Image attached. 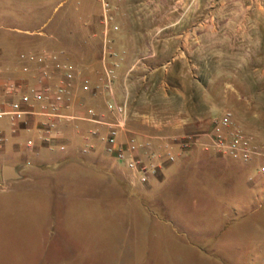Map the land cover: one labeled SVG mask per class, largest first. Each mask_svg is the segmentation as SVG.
<instances>
[{"label": "rangeland", "instance_id": "1", "mask_svg": "<svg viewBox=\"0 0 264 264\" xmlns=\"http://www.w3.org/2000/svg\"><path fill=\"white\" fill-rule=\"evenodd\" d=\"M98 4L97 0H0V64L12 69L21 66L22 56H36L44 51L61 53L62 61L87 77L93 88L102 72L104 30ZM261 4L264 5V1ZM258 31L256 35L237 37L233 45L236 60H245L249 49L252 61H264V29ZM180 86L176 83L134 84L136 92L145 100L130 117L141 126L144 121L150 129L147 134L154 136V146L150 148L145 144L144 147L153 152L149 154L155 155L156 164L168 163L169 145L209 132L226 111L233 115V129L242 131L259 147H264V83L260 84L259 98L213 99L210 114L204 116L164 111L165 107L178 103L170 96L174 87ZM101 92L98 90L96 94ZM195 102L201 106L202 100ZM180 120V127H175ZM19 154L22 161L9 163L19 173L28 175L24 165L30 164L29 170H34L37 164L25 161L31 153L25 152L24 147ZM207 154L182 166L163 168V181L153 182L152 188L149 184L128 187L123 171L117 167H108L107 170H114L115 177L111 179L95 168H81L76 164L66 165L63 181L54 188L36 177L5 183L1 169L9 164L5 161L8 152H0V264H43V258L53 252L73 251L72 241L76 235L89 234L94 221L106 219L164 220L173 221L179 231L182 229L179 222L192 226L187 229L225 231L219 234L221 238L209 237L197 241V245L211 255L220 256L224 264H264L263 240H260L262 232L264 234L260 222L263 210L245 218L230 210L231 203L241 200L242 203H264V176L256 174L258 164H243L228 158L215 160ZM40 166L38 168L52 170V173L58 170L55 164ZM50 188L52 193L59 191L57 200H53L56 194L51 195ZM248 189V196L238 194ZM220 205L224 206L222 210ZM159 229L140 227L141 234L152 244L158 242L153 236ZM173 239L180 248L187 247V239ZM135 260L145 261V264H198L184 257L181 251L171 249L151 252Z\"/></svg>", "mask_w": 264, "mask_h": 264}, {"label": "crops", "instance_id": "2", "mask_svg": "<svg viewBox=\"0 0 264 264\" xmlns=\"http://www.w3.org/2000/svg\"><path fill=\"white\" fill-rule=\"evenodd\" d=\"M110 1L114 20L110 27L117 25L116 31L112 28L109 31L112 49L117 54V58L111 61H117L119 64L112 97L115 102L127 99L129 108L127 132L120 136L119 141L123 142L134 136L143 146L148 144L152 148L155 143L152 141L154 136L150 137L147 134L150 129L146 127L145 122L143 121L141 126L130 117L134 109L137 107L139 109L145 100L136 92L134 87L136 83L181 84L180 87H174L170 96L178 100V103L173 104L171 108L164 106V111L169 110L175 115H208L213 99L260 97V84L264 83V61H252L249 49L246 51L245 60H236L233 45L237 37L256 35L259 28L264 29V5L261 4L264 0ZM250 40L251 37L248 42ZM16 67L8 69L4 66L6 75L27 80L29 84L34 83L33 78L21 73L20 66ZM110 99V95L104 91L91 96L81 92L77 86L74 91L72 113L84 116L86 110L93 109L106 114L109 118L106 106ZM196 99L202 100L201 106L196 105ZM181 123V120L178 121L175 127H180ZM0 126L8 138L3 150L5 153L8 152V155H5L6 163L22 161L19 152L20 148L24 147L25 152L31 153L30 158L27 157L25 161L37 164L33 167L34 170H29L30 164L26 163L23 168L28 175L25 176L11 163L6 165L13 167L19 175L20 178L15 181L36 177L44 180L49 187L57 188L63 181L61 177H64L66 165L76 164L81 168H95L103 176L111 179L115 177L113 169L117 167L123 171L128 187L130 184L132 187L139 186L119 163L105 155L100 142L94 141L95 149L89 154L80 153L82 136L90 129H97L103 133L105 131L103 127L82 121L64 124L62 126L64 138L60 143L65 145L66 151L60 153L56 146L50 147L40 141L35 121L29 120L27 125L20 126L14 135L10 134L6 120H2ZM178 143L167 147L168 152L175 156V160L166 165L164 163L159 165L155 178L149 182L151 188L153 182L163 181L161 175L163 168L182 166L190 160H200L207 154L198 146L188 151H179ZM141 153L148 157L149 153L153 152L143 147ZM207 155L212 159L221 160L213 154ZM49 164L57 165L58 170L52 173V170L38 168L39 165ZM110 166L113 169L107 170ZM55 191L52 193L50 188L51 195L56 194L52 197L53 200H57L60 195L57 189ZM245 191L240 190L238 194L248 196L249 189ZM218 207L222 210L224 206ZM259 209L263 210L260 222L264 229V203H242L241 200L239 203L230 204V210L234 213L236 211L243 218ZM179 226L182 228L180 231L174 227L173 221L96 220L89 234L75 236L72 241L73 251L53 252L48 258H43L45 260L43 264H145V261L138 262L135 259L138 256H148L151 252L170 249L174 252L181 251L184 257L194 263L197 261L198 264H224L220 256L204 251L197 245V241H204L213 236L221 238L219 234H225V231L219 233L220 231L216 232V229L208 232L187 229L192 226L183 222H179ZM140 227L160 228L158 234L153 236L158 242L155 244L148 242V237L144 233L141 234ZM165 227L170 228L167 230ZM163 228L164 230H161ZM173 238L187 239L188 248H180ZM260 240H263L264 247L263 232ZM172 241L176 245H173ZM139 253L141 255H138Z\"/></svg>", "mask_w": 264, "mask_h": 264}, {"label": "built area", "instance_id": "3", "mask_svg": "<svg viewBox=\"0 0 264 264\" xmlns=\"http://www.w3.org/2000/svg\"><path fill=\"white\" fill-rule=\"evenodd\" d=\"M100 5V20L103 26V43L101 56V75L92 88L88 78L83 77L68 62L62 61L61 53L44 51L36 56H22L21 73L33 78L34 83L16 79L6 75L5 68L0 64V122L6 120L10 134L14 135L20 126L28 121H35L39 130V139L47 146H56L60 153L66 147L61 144L62 126L70 122H87L105 131L90 129L82 136L80 153L87 155L95 149L94 141L103 145L106 156L119 163L131 176L135 184L145 186L155 178L159 165L154 162L155 155L144 157L141 153L143 145L134 136L119 141L120 136L127 132L129 108L127 99L115 102L112 97L116 70L119 68L117 54L112 49L108 32L117 27H110L113 21L110 0H97ZM56 73V74H55ZM83 93L94 96L98 90L110 95L106 106V114L93 109L86 110L84 116L72 113L74 91L76 87ZM233 115L226 111L212 124L209 132L183 138L179 142L182 152L192 146L218 158H228L243 164L257 163L256 174L264 176V147H259L254 140L240 130L233 129ZM8 143V138L0 126V152ZM147 158V159H146ZM171 153L166 154V162H174Z\"/></svg>", "mask_w": 264, "mask_h": 264}, {"label": "water", "instance_id": "4", "mask_svg": "<svg viewBox=\"0 0 264 264\" xmlns=\"http://www.w3.org/2000/svg\"><path fill=\"white\" fill-rule=\"evenodd\" d=\"M19 178V175L13 167L4 166L2 168V179L4 182L15 181Z\"/></svg>", "mask_w": 264, "mask_h": 264}]
</instances>
